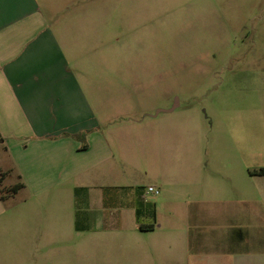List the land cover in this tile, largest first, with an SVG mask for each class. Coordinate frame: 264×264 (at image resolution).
<instances>
[{
    "label": "crops",
    "instance_id": "1",
    "mask_svg": "<svg viewBox=\"0 0 264 264\" xmlns=\"http://www.w3.org/2000/svg\"><path fill=\"white\" fill-rule=\"evenodd\" d=\"M99 8L96 0H0V147L9 161L0 160V192L24 195L10 209L0 195V227L27 217L30 247L45 254L53 245L64 251L70 234L82 252L116 255L140 239L146 251H181L186 264H264L262 225L244 249V207L254 201L226 168L195 169V193L177 214H159L161 200L146 202L132 181L142 149L157 171L150 186L162 190V129L133 120L134 128L103 131L68 60L78 39L67 31L82 29ZM256 107L252 136L264 141V103ZM170 136L183 142L179 129Z\"/></svg>",
    "mask_w": 264,
    "mask_h": 264
},
{
    "label": "rangeland",
    "instance_id": "2",
    "mask_svg": "<svg viewBox=\"0 0 264 264\" xmlns=\"http://www.w3.org/2000/svg\"><path fill=\"white\" fill-rule=\"evenodd\" d=\"M96 5L100 8L91 18L84 15L90 20L82 29L67 31L78 39L67 54L103 119L101 129L115 126L119 132L140 120L163 131L162 190L158 195L146 192L157 171L142 149L143 169L132 181L145 189L146 202L161 200L159 214L171 209L177 214L184 195L195 193V169L226 168L228 176L237 178L238 193L254 201L245 205L243 220L249 239L244 249L252 248L257 226L262 225L264 238V180L254 174L264 168V141L252 136L251 126L256 106L264 103V0H96ZM177 104L173 112L158 114ZM177 129L183 140L178 145L170 141ZM0 160L9 166L1 147ZM2 191L6 208L24 197ZM159 218L183 224V217ZM22 219L0 227V264L187 263L181 251L140 248V239L125 252L103 255L77 250L78 240L69 234L64 251L56 252L53 245L48 254L35 252L28 242L27 217Z\"/></svg>",
    "mask_w": 264,
    "mask_h": 264
},
{
    "label": "built area",
    "instance_id": "3",
    "mask_svg": "<svg viewBox=\"0 0 264 264\" xmlns=\"http://www.w3.org/2000/svg\"><path fill=\"white\" fill-rule=\"evenodd\" d=\"M147 193L158 195L160 193V190L157 187L149 186L147 188Z\"/></svg>",
    "mask_w": 264,
    "mask_h": 264
},
{
    "label": "trees",
    "instance_id": "4",
    "mask_svg": "<svg viewBox=\"0 0 264 264\" xmlns=\"http://www.w3.org/2000/svg\"><path fill=\"white\" fill-rule=\"evenodd\" d=\"M254 174H257V175H259V176H264V168H261L260 170L254 172ZM17 190H18V188H13L11 191L14 192V193H16ZM2 192H3V191H1V193H2ZM1 197H2V196H1ZM142 228H144V227H142Z\"/></svg>",
    "mask_w": 264,
    "mask_h": 264
}]
</instances>
